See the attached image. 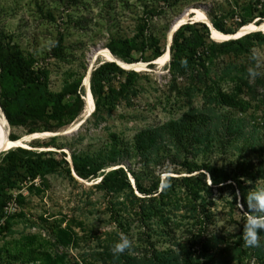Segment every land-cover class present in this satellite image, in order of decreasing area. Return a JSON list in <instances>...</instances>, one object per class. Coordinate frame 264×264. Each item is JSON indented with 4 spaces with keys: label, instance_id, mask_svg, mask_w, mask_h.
Wrapping results in <instances>:
<instances>
[{
    "label": "rangeland",
    "instance_id": "1",
    "mask_svg": "<svg viewBox=\"0 0 264 264\" xmlns=\"http://www.w3.org/2000/svg\"><path fill=\"white\" fill-rule=\"evenodd\" d=\"M255 2L257 0H0V102L15 116L12 123L6 120L7 135L26 138L24 143L29 148H22L40 153L26 155L11 148L0 154V200L6 196L8 201L0 217V264H21L9 255L19 256L23 251L37 258L25 264H100L98 253L103 252V246L119 242L121 234L127 235L133 245L144 247L139 233L147 227L124 214L112 215L110 198L94 187L100 178L80 179L71 171V179L61 162L62 152L68 162L71 152L90 157L123 154L124 162L119 166L141 173L144 163L140 157L126 155L139 154L133 145L135 136L144 128L178 118L188 110L190 103L200 106L202 102L199 95L189 99L170 88L169 54L163 59L168 60L164 64L151 67L146 62L163 61L158 59L165 51L169 28L187 8L191 12L187 13L188 17L192 19L198 10L213 28V24L233 28ZM256 7L260 10L261 2ZM259 18L255 14L253 20ZM244 44L248 51L239 46L230 50L209 46L214 63L219 70L229 62L247 64L257 78L264 79V42L251 40ZM97 49V52L108 50L126 69L118 65L120 69L110 70L113 91L108 94V85H104L107 97L103 99L101 114L90 115L76 130L51 140V134L72 130L90 106L92 109V99L88 101L83 78L90 67L92 70L110 61L98 53L92 61ZM158 51L163 52L153 59ZM129 60L138 61L126 62ZM219 73L211 72L210 76L217 79ZM249 76L253 75L249 73ZM221 81L227 91L235 84L234 79L227 77ZM77 94L83 97L85 108L74 117L64 116L63 106L71 105ZM254 94L250 95L247 90L242 92L241 97L248 102L245 111L226 110L257 125L264 119V103L261 102L264 89L259 88ZM22 110L29 111L24 123L18 122ZM0 111L3 113L1 106ZM47 124L55 130L43 131ZM30 128L35 129L30 135L38 138L32 143L28 142ZM37 160L49 164L51 171L30 179L27 165ZM114 167L117 166L108 167L106 172ZM163 169L161 179L166 175H186L183 171L175 173L178 171L172 165ZM150 170L156 177L160 169ZM8 172L10 177L6 180ZM130 178L134 185L132 176ZM224 184L227 185L212 190L210 199L216 222L210 227L224 233H238L249 214L241 198L244 196L247 201L250 192L264 185V179H242L240 183L228 180ZM171 219H175L177 238L187 237V228L193 222L183 217L172 216ZM149 225L154 228L152 239L156 246H167L166 237L158 233L161 227L154 222ZM250 264L255 263L251 260Z\"/></svg>",
    "mask_w": 264,
    "mask_h": 264
},
{
    "label": "trees",
    "instance_id": "2",
    "mask_svg": "<svg viewBox=\"0 0 264 264\" xmlns=\"http://www.w3.org/2000/svg\"><path fill=\"white\" fill-rule=\"evenodd\" d=\"M259 2L262 7L260 10L256 7ZM253 5L233 28L212 24L223 33H234L241 26L252 22L255 14L260 17L258 21L261 23L264 20V0H257ZM251 40L264 42V33L257 31L238 39L216 42L210 39L209 28L203 22H187L175 29L169 61L155 64L168 61L170 88L189 99L199 95L202 102L200 106L190 103L188 110L178 118L144 128L135 136L133 145L139 154L126 155L140 157L144 163L141 173L119 166L121 161L124 162L123 154H95L90 157L71 152L68 162L62 152L61 162L71 179L72 169L80 179L100 178L94 187L103 190L110 198L112 215L124 214L147 227L139 233L142 234L139 239L145 244L144 247L142 244H132L124 253L113 254V246H103V252L98 253L100 264H250L251 260L255 264H264V234L260 235L259 246L247 247L242 239V230L238 233H224L210 227L213 221V224L216 222L210 199L215 187L227 185L224 183L228 180L240 183L242 179H264V119L257 125L250 124L246 119L226 110L236 108L245 111L248 102L241 97L242 92L247 90L250 95H255L259 88L264 89V79L257 78V74L249 76L247 64L229 62L219 70L214 63L213 50L209 47L230 50L239 46L248 51L244 42L249 43ZM110 51L117 55L113 49L110 48ZM162 52H156L153 59ZM133 61L138 60L126 62ZM113 68L120 69L115 62L107 61L90 72L93 116L101 114L103 99L113 91L110 86V70ZM218 71V78H211V72ZM226 77L235 80L228 91L221 81ZM106 83L107 93L104 90ZM81 93L83 96V90ZM261 102L264 103V98ZM0 106L6 120L12 123L15 116H11L4 102H0ZM84 108V99L77 94L71 105L63 106V115L74 117ZM28 112L20 111L18 122L24 123L29 116ZM53 130L55 127L49 124L43 127L46 132ZM33 132L35 129L30 128L27 133ZM55 137H51V140ZM9 138L15 140L18 137L9 134ZM16 148L26 155L40 154L22 147ZM28 164L30 179L51 171L49 164L43 160ZM169 165L178 171L175 173L183 171L186 175H166L161 179L163 168ZM112 166L117 167L106 172ZM156 167L160 170L155 177L150 169ZM128 174L132 176L134 185ZM9 177L8 172L6 180ZM3 199L0 200V217L8 203L6 196ZM241 203L247 208L244 196ZM172 216L188 218V221L193 222L187 228V237L181 240L177 238L173 225L175 219H171ZM150 222L161 227L158 233L166 237L169 243L167 246H156L152 239L154 228L150 227ZM9 257L21 264L37 260L34 254L31 256L27 251L21 252L19 256L11 253ZM38 259L43 261L42 258Z\"/></svg>",
    "mask_w": 264,
    "mask_h": 264
},
{
    "label": "clouds",
    "instance_id": "3",
    "mask_svg": "<svg viewBox=\"0 0 264 264\" xmlns=\"http://www.w3.org/2000/svg\"><path fill=\"white\" fill-rule=\"evenodd\" d=\"M249 71L251 75H255L251 69ZM236 195L239 197L240 193L237 191ZM246 205L249 215L245 217L242 239L247 247H257L260 244V235L264 234V185L257 186L248 194ZM131 247L132 241L127 235L121 234L112 251L113 254H122Z\"/></svg>",
    "mask_w": 264,
    "mask_h": 264
},
{
    "label": "bare ground",
    "instance_id": "4",
    "mask_svg": "<svg viewBox=\"0 0 264 264\" xmlns=\"http://www.w3.org/2000/svg\"><path fill=\"white\" fill-rule=\"evenodd\" d=\"M196 15L193 17L194 19H199L202 22L207 23L208 25H211L210 22L207 20V18L202 14V12L195 10ZM188 18V14L185 12L183 13L180 17H178V19L173 23V29L177 27V25L184 23L185 20H187ZM212 27V26H211ZM171 28V27H170ZM169 28V31H170ZM251 29H255V30H264V22H262L259 26H256L255 24H245L244 26L241 27V29L239 30V33H244L246 31H249ZM172 31V29H171ZM169 33V34H168ZM168 41L167 44L170 42V32H168ZM212 38L216 39V41H222L223 39L226 38V36L222 33H220L218 30H216L215 28L212 27ZM98 54H101L103 56H105L108 60L112 61V62H116L119 66L124 67L125 65L120 63L119 61H117L112 55L111 53L106 50V49H100L99 52H97ZM168 51H167V47L165 45V51L163 52V54L159 57V61L166 59V57L168 56ZM142 65V64H141ZM144 66V65H143ZM91 67L89 68L88 72L85 74L84 79H83V83L85 88L88 91L89 94V98L88 101H91V93L89 90V72H91ZM126 69V68H125ZM135 69H137V67H135ZM88 102V103H89ZM91 104V103H90ZM92 105V104H91ZM89 111H91V106L89 108ZM77 126V125H76ZM8 133V124L7 121L5 119V117L3 116V113L0 111V147L1 146H9L8 148H6V150L13 148L17 145L19 146H24V147H28L24 141L27 140L26 138L24 139H17L14 142H11L10 140H7L6 136ZM38 135V134H37ZM31 136V135H30ZM39 136V135H38ZM24 137V136H23ZM13 146V147H12ZM29 148V147H28Z\"/></svg>",
    "mask_w": 264,
    "mask_h": 264
},
{
    "label": "water",
    "instance_id": "5",
    "mask_svg": "<svg viewBox=\"0 0 264 264\" xmlns=\"http://www.w3.org/2000/svg\"><path fill=\"white\" fill-rule=\"evenodd\" d=\"M184 12H186V13H188V14H190L191 12H190V9L189 8H187ZM178 19V18H177ZM176 19V20H177ZM175 20V21H176ZM174 21V22H175ZM189 21V23H192V22H195L196 20H194V19H192V17H188L187 18V21L186 22H184V23H187ZM173 22V23H174ZM255 23V25L256 26H259L260 25V22L258 21V19H255V20H253L252 21V23ZM172 23V25L170 26L171 28H170V31H168V32H170V42L167 44V41H168V34H167V36H166V47H167V51H168V53H169V55H170V44H171V40H172V35H173V33H174V31H175V29L176 28H174L173 29V26H174V24ZM183 23V24H184ZM204 24H206V26L209 28V32H210V39H212V25H208L207 23H205V22H203ZM249 24V23H248ZM244 26V25H243ZM242 27V26H241ZM241 27L240 28H238L234 33H223V32H221V31H219L220 33H222V34H224L225 36H226V38L225 39H223L222 41H228V40H231V39H238V38H240V37H242V36H244L245 34H248V33H252V32H257V31H259V32H262V33H264V31H260V30H251V31H248V32H244V33H239V30L241 29ZM171 29H172V31H171ZM222 41H220V42H222ZM97 51H98V49L97 50H95V52L92 54V61H93V59H95L97 56H96V54H97ZM116 63V62H115ZM147 63V65H150V64H155V62L154 61H149V62H146ZM117 64V63H116ZM118 65V64H117ZM89 70V69H88ZM91 70V69H90ZM87 73V72H86ZM89 78H90V72H89V76H88ZM84 79V78H83ZM90 82V81H89ZM83 98V97H82ZM95 107V106H94ZM94 109V108H93ZM93 109L91 110V111H88L85 115H84V117H83V119L81 120V121H79V123L77 124V126L76 127H74L72 130H68V131H65V132H62V133H60V132H54L53 134H51L49 137H52V136H58V135H62V134H66V133H69L70 131H73V130H76L77 129V127L79 126V125H81L85 120H86V118L87 117H89L91 114H92V112H93ZM4 116V115H3ZM5 117V116H4ZM30 134H32V133H29V135ZM6 138H7V140H10L11 142H14V141H16L17 139H15V140H12V139H10L9 138V134L6 136ZM21 138V137H20ZM21 139H24V138H21ZM35 139H38V138H35V137H33L32 135H31V137L28 139V142H31V141H33V140H35ZM9 146H1L0 147V154L2 153V152H5L6 151V148H8ZM13 147V146H12ZM16 147H22V146H19V145H17V146H15V147H13V148H16ZM11 149V148H10ZM72 175L73 176H75L76 178H79V177H77V175L75 174V172L73 171V169H72Z\"/></svg>",
    "mask_w": 264,
    "mask_h": 264
}]
</instances>
